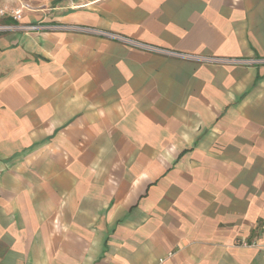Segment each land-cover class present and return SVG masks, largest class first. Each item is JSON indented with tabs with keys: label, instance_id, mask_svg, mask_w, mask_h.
I'll return each instance as SVG.
<instances>
[{
	"label": "crops",
	"instance_id": "crops-1",
	"mask_svg": "<svg viewBox=\"0 0 264 264\" xmlns=\"http://www.w3.org/2000/svg\"><path fill=\"white\" fill-rule=\"evenodd\" d=\"M0 264H264V0H0Z\"/></svg>",
	"mask_w": 264,
	"mask_h": 264
},
{
	"label": "built area",
	"instance_id": "built-area-1",
	"mask_svg": "<svg viewBox=\"0 0 264 264\" xmlns=\"http://www.w3.org/2000/svg\"><path fill=\"white\" fill-rule=\"evenodd\" d=\"M25 8H31L28 3L22 2V4L17 8H8V7H0V16L6 18H12L15 21H20L23 17V11ZM23 28L27 31L33 30H41V29H54L55 26L41 24V23H29V24H21L16 25L14 23L9 22H0V32L15 30L17 28ZM64 29L68 30H77V31H86L90 33H95L103 36L108 39H115L119 42H122L126 45L133 46L136 48L149 50L151 52L165 54L174 57L194 59L198 62H203L206 64H223V65H252L255 63H264V57L262 58H237V57H223V56H212V55H198V54H187L184 52L176 51L170 48L159 47L156 45L149 44L147 42H143L141 40L128 37L122 34L113 33L111 31L102 30L99 28H91L84 26H63Z\"/></svg>",
	"mask_w": 264,
	"mask_h": 264
}]
</instances>
